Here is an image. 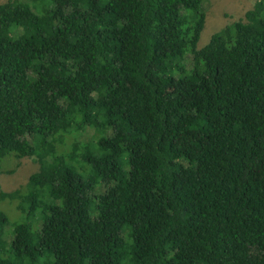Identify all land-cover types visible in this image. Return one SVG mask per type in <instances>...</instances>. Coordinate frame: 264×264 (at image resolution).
<instances>
[{
    "label": "trees",
    "instance_id": "16d2710c",
    "mask_svg": "<svg viewBox=\"0 0 264 264\" xmlns=\"http://www.w3.org/2000/svg\"><path fill=\"white\" fill-rule=\"evenodd\" d=\"M202 3L0 5V264H264V0L198 49Z\"/></svg>",
    "mask_w": 264,
    "mask_h": 264
},
{
    "label": "rangeland",
    "instance_id": "374dc122",
    "mask_svg": "<svg viewBox=\"0 0 264 264\" xmlns=\"http://www.w3.org/2000/svg\"><path fill=\"white\" fill-rule=\"evenodd\" d=\"M11 0H0V5ZM29 1V0H19ZM260 0H203L202 6L205 12V24L201 31L200 40L198 42V49L206 46L212 36L236 22H243L246 24L245 33L248 36L254 35L253 29L248 25L245 15L248 11L253 10L256 3ZM183 20V17L182 19ZM193 56L186 54L182 61L187 67H190ZM80 133L73 134L66 140V144L59 145V153L67 156L71 151V145L74 142L87 143L95 135L91 127L78 130ZM2 173L0 175V190L5 193H12L17 190H23L29 178L38 173L40 164L36 157L10 156L5 159L2 166ZM0 211L5 214L8 223L5 226V232H9L12 224L24 223V206H21L17 201H0ZM36 222L35 219L32 223ZM38 225V226H37ZM34 225L33 230L39 227V224Z\"/></svg>",
    "mask_w": 264,
    "mask_h": 264
}]
</instances>
